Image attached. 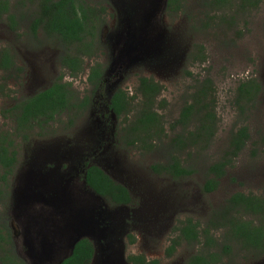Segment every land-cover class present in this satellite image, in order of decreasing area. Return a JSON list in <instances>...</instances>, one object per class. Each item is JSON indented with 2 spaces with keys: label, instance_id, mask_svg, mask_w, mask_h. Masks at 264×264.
<instances>
[{
  "label": "rangeland",
  "instance_id": "obj_1",
  "mask_svg": "<svg viewBox=\"0 0 264 264\" xmlns=\"http://www.w3.org/2000/svg\"><path fill=\"white\" fill-rule=\"evenodd\" d=\"M31 1L10 0L9 15L15 17L16 30L10 27L9 15L0 17V54L7 51L12 59L9 71H0V135L14 136L18 154L10 177L5 178L0 169V230L10 233L12 244L6 247L13 252L10 257L15 254L20 264H59L69 254L62 229L64 209L52 203V190H36L37 198H21L28 178L35 175L36 181L41 173L53 182L56 175H67L73 200L69 202L77 215L88 207H99L114 217L110 242L99 233L91 238L96 248L92 264H108L111 256L127 262L130 255H144L159 264H187L192 256L207 251L202 232L208 229L220 247L232 248L221 264H264V255L234 244L226 228L211 225L233 195H264V0H252L251 5L246 0L245 8L244 0H235L234 7L224 11H215L211 0H187L177 14L167 12V0H83L96 10L98 30L93 50L80 52L83 71L76 77L63 69L60 56L74 55L79 47L63 45L42 32L35 38L30 27L38 4ZM196 55H206L207 61L200 63ZM93 69L103 74L97 89L89 80ZM64 73V82L72 84V103L88 100L87 107L82 112L66 111L43 128L36 126L29 139L17 137L15 115L4 113L48 89ZM142 78L163 87L155 108L165 136L152 152L122 141V130L135 112L118 118L108 110L118 90L136 96L131 107L140 109L142 97L137 89ZM208 79L214 99L204 113L210 111L215 117L214 138L193 147L187 142L188 148L181 150L177 137L194 133L198 121L185 128L175 122ZM251 80L261 84L260 95L253 103L239 102L238 88ZM244 127L250 134L246 147L226 168L217 191L205 194L208 169L232 159L233 134ZM173 156L195 174L175 179L153 171L154 165H165ZM80 159L127 187L132 204L115 206L93 196L83 185ZM77 173L78 182L73 180ZM79 189L80 196L78 191L73 193ZM64 207L67 211L68 206ZM189 220L197 226L199 241H181L168 257L167 250ZM130 236L135 244H130ZM34 251L44 253L38 262L31 261ZM3 257L0 251V264H9Z\"/></svg>",
  "mask_w": 264,
  "mask_h": 264
},
{
  "label": "trees",
  "instance_id": "obj_2",
  "mask_svg": "<svg viewBox=\"0 0 264 264\" xmlns=\"http://www.w3.org/2000/svg\"><path fill=\"white\" fill-rule=\"evenodd\" d=\"M187 0H167L166 10L170 14H177L184 9ZM32 3L34 0L31 1ZM212 8L215 11H224L234 7L235 0H211ZM244 0L243 7L245 8ZM250 5L252 0H249ZM38 8L34 20L31 23V32L35 38L42 32L46 36L56 37L66 46L79 47L80 52L90 53L94 48V41L98 24L96 20L99 16L93 7L88 6L83 0H37ZM11 12L10 0H0V17L9 15ZM10 27L17 29V23L13 15H9ZM2 55V56H1ZM0 71H9L12 64L10 54L5 51L0 54ZM62 66L68 70L70 76L76 77L83 71L82 58L76 54H66L61 58ZM196 60L200 63L207 61L206 55L197 56ZM103 74L100 70L92 71L89 80L97 88L102 83ZM211 80L204 82L203 88L194 96V103L184 107L180 119L175 122V126L189 127L193 121H198L197 130L189 135H179L176 144L181 146V150H186L187 142L192 146H199L200 141L212 139L215 135V117L210 111H204L210 108L214 91ZM163 87L154 80L148 78L140 79L137 89L141 95L142 101L140 109L131 107V102L136 96L129 97L127 92L118 90L110 100V111L118 118L122 116L129 117L133 112V120L130 125L122 130V141L125 146L139 148L152 152L157 147V141H161L165 136V126L161 116L155 106L158 97L161 95ZM262 90L261 84L256 80L245 82L238 88V101H245L247 104L255 102ZM74 92L72 84L64 82L63 77L57 80L48 89L33 95L18 105L8 110L6 113L15 115L16 130L15 135L29 139L36 126L43 128L44 125L55 121V119L66 111L77 109L82 112L87 107V101L72 103ZM211 99V101H210ZM209 101V103H206ZM204 113V114H203ZM231 156L229 161H223L212 165L208 169L207 180L203 186L205 194H211L217 191L220 181L226 176V168L231 165L232 160L237 158L244 150L250 134L246 127L241 128L233 134ZM184 136V137H183ZM14 136L12 134L0 135V169L5 171V178L10 177L18 161V154L14 147ZM264 142V136H263ZM153 171L158 175H167L175 179L187 178L195 174L191 168L185 167L181 160L173 156L171 161L165 165H154ZM1 171V170H0ZM84 179L88 187L100 197L109 200L115 206H130L133 202L132 194L124 185L113 180L102 168L97 165H86ZM78 191V192H77ZM80 196V189L73 193ZM249 219L245 220V218ZM219 222V223H218ZM211 225L222 226L227 229L228 240L241 246L245 250H250L255 254L264 255V195H246L237 193L233 195L224 207V212L216 217ZM206 237L207 251H200L192 256L187 264H221L223 258L232 254L230 245L219 246L211 234V231L202 232ZM9 232L0 230V251L4 254V260L9 264H20L18 258L13 252L7 250L12 244ZM130 244H135L136 240L131 237ZM200 233L197 226L191 220L180 228V236L173 241L171 247L167 250L168 257H171L181 241L198 242ZM212 248V250H210ZM219 248V251L213 249ZM96 255V248L89 239H82L75 247L74 252L68 258H65L60 264H92ZM129 264H159L157 260H148L144 255H130L127 258Z\"/></svg>",
  "mask_w": 264,
  "mask_h": 264
},
{
  "label": "water",
  "instance_id": "obj_3",
  "mask_svg": "<svg viewBox=\"0 0 264 264\" xmlns=\"http://www.w3.org/2000/svg\"><path fill=\"white\" fill-rule=\"evenodd\" d=\"M37 176L38 177L36 181L34 178L35 175H32L28 178L25 187L22 189L21 198L22 199L32 198V197L37 198L39 195L36 192V190H42V191L52 190V198H53L52 203L59 204L60 207L64 209L63 213L65 214V218H64L65 221H64V227L62 229L65 232L64 234H66L65 236L67 237L69 244L68 245L69 254L67 255L66 258H68L73 254L76 245L82 239H89L91 241V238L97 236L96 233H99V235L103 237V240L110 242L108 236L113 237L115 234L114 221H113L114 217H112V214L108 212L107 213L104 212L99 207H88L85 209L83 215H77L74 212V208H72L71 205V202L73 200L72 198L70 199L71 194L69 192V185H68V189L57 191L56 189L57 185L55 181L53 182L50 179L46 180V176L48 175H41V173H38ZM83 185L93 196H95L99 200L101 199L99 195H97L93 190H91L88 187L85 179L83 181ZM60 194H62L61 195V197L63 198L62 202L58 201V196ZM69 200H71V202H69ZM66 205L68 206L67 211L65 210L64 207ZM111 250H113V248ZM43 255L44 253H42V251L40 253H35L34 251V255L33 257H31L32 259L31 261L33 262L36 260V262H38L37 260H40L43 257ZM108 264H127V262H124V260L120 262L114 256H111L110 263Z\"/></svg>",
  "mask_w": 264,
  "mask_h": 264
},
{
  "label": "flooded vegetation",
  "instance_id": "obj_4",
  "mask_svg": "<svg viewBox=\"0 0 264 264\" xmlns=\"http://www.w3.org/2000/svg\"><path fill=\"white\" fill-rule=\"evenodd\" d=\"M76 54H78L79 56H80V50L78 49V52L76 53ZM76 54H74V55H76ZM63 56H65V55H61L60 56V61L62 60L61 58L63 57ZM61 64H62V62H61ZM63 67V66H62ZM63 69H65L64 67H63ZM68 71V70H67ZM92 73V72H91ZM91 73H90V75H91ZM65 74L66 73H64L63 75H61L60 77H59V79L60 78H62L63 77V81H64V78H65ZM68 74L70 75V73L68 72ZM90 75H89V77H90ZM58 79V80H59ZM52 86V85H51ZM109 105H110V103H109ZM108 110L110 111V108H109V106H108ZM79 112H80V108H79ZM112 112V111H111ZM113 113V112H112ZM78 164H81V167H80V169L82 168V172L83 173H85V168H86V165L87 164H89V166H92L93 164H91V163H86L85 161H83V160H81L80 159V161H79V163ZM66 176L67 175H60V174H58V175H56L55 176V178H56V180H55V183H56V189H57V191L58 190H66V189H68V185L70 186V182H67L66 183V181H68V180H66ZM76 179H73V180H76L77 182L80 180V176H79V174L77 173V176L75 177ZM71 182H72V180H71ZM72 184L74 185V186H77L78 185V183H73L72 182ZM61 195L62 194H60L59 196H58V201L59 202H62L63 201V198L61 197ZM60 264V263H59Z\"/></svg>",
  "mask_w": 264,
  "mask_h": 264
}]
</instances>
